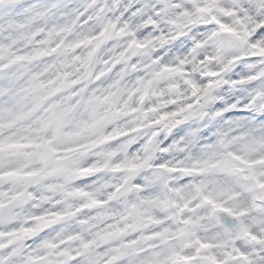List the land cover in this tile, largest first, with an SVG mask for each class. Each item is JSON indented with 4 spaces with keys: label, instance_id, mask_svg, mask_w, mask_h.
Wrapping results in <instances>:
<instances>
[{
    "label": "clouds",
    "instance_id": "1",
    "mask_svg": "<svg viewBox=\"0 0 264 264\" xmlns=\"http://www.w3.org/2000/svg\"><path fill=\"white\" fill-rule=\"evenodd\" d=\"M0 264H264V0H0Z\"/></svg>",
    "mask_w": 264,
    "mask_h": 264
}]
</instances>
